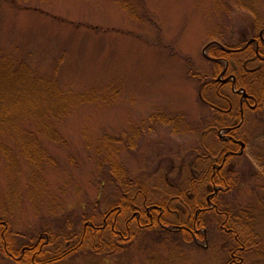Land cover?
<instances>
[{
    "label": "rangeland",
    "instance_id": "rangeland-1",
    "mask_svg": "<svg viewBox=\"0 0 264 264\" xmlns=\"http://www.w3.org/2000/svg\"><path fill=\"white\" fill-rule=\"evenodd\" d=\"M262 31L264 0H0V108L22 132L2 134L11 166L0 153V220L12 247L51 233L57 245L47 250L67 252L106 223L52 264H229L237 243L212 211L197 220L204 239L184 229L218 194L246 217L232 223L247 244L235 259L264 264V65L245 51L217 71L210 55ZM241 89L257 100L243 123ZM210 105L231 108L228 118ZM238 124L246 148L222 165L226 151L240 152L222 129ZM219 177L233 188L220 191ZM117 204L126 209L114 221L106 215ZM148 206L165 207L163 227ZM7 257L0 237V264H18Z\"/></svg>",
    "mask_w": 264,
    "mask_h": 264
},
{
    "label": "trees",
    "instance_id": "trees-1",
    "mask_svg": "<svg viewBox=\"0 0 264 264\" xmlns=\"http://www.w3.org/2000/svg\"><path fill=\"white\" fill-rule=\"evenodd\" d=\"M260 54L261 56H264V43L261 42L260 43ZM242 46L240 47H235L233 48L234 50H238V49H241ZM217 51H221V53L219 54L217 51L213 53V51L210 53V55L212 56V58L215 59V61H213L214 63V66L216 68L217 71H219L221 69V67L224 66L223 64V61L224 60H229V58L234 55L233 53L231 52H227L225 51V49L221 46L217 47V49H215ZM246 52L250 51L254 54H256L255 52V46L252 44L250 45L249 47H247V49L245 50ZM252 74V75H251ZM250 76H254L255 74H257L256 72H253L251 73ZM262 78V77H260ZM264 78V76H263ZM253 82L256 83V80L253 79ZM213 81H210L207 83V87L208 86H212ZM204 86H206V83L204 84ZM203 100V99H202ZM204 103H206L204 100H203ZM207 104V103H206ZM3 112L0 108V153L3 154L6 158H7V162L8 164H10L11 166V158L8 157V154L10 153V150H9V147H7L4 143V138L2 136L3 133H6L7 135L10 134L8 137H13L15 135V137L21 135L22 132H20L18 129V126L15 125V124H9L7 123L6 121H9L8 118L6 117V114L4 116H2ZM3 124V125H2ZM14 134V135H13ZM12 135V136H11ZM25 141H27L25 138H22L20 140H15L16 143H18V145H22V144H25ZM30 158H32L31 155H29ZM34 157V155H33ZM35 158V157H34ZM230 159V158H229ZM109 172L111 173V175H114L115 177L117 178H124L125 177V172L122 171V170H115V169H109ZM220 173H217L218 176ZM216 176V177H218ZM222 176V174H221ZM216 181V184L219 185L221 187V190L220 191H223L225 190L226 192L228 190H231L234 186V182H235V179H227V182H225L224 178L222 177H219V178H216L215 179ZM123 189V188H122ZM224 191V192H225ZM222 193V192H221ZM126 198V197H125ZM218 198V194L215 195V197L213 198V203L216 205V208L213 209V211L211 213H214V215L219 218V221L222 222V227L221 229L224 231L225 230H228L227 234L228 235H234V239H235V242L237 243V249H235V251L232 249V254L235 255V252L238 251L239 249V252L241 251V253H243V251L245 250L244 247L246 248V243L242 242V240L240 239V234L238 232L239 229H237L238 231H236L234 228H233V222H238L240 223L241 225V222L244 223V221L246 220V217H242V216H237V214H234L232 212L231 209H228L229 205H227V210L224 209V206H223V202L221 199H217ZM220 200V201H219ZM199 205L198 207L199 208H206L207 211L205 212H199L197 214H195V226H196V229L198 227H202L201 224L199 223V221H197L199 219V216L202 215V214H205L206 212L209 211V208H210V205H205V206H201ZM164 207V206H163ZM126 208L123 206V204H117L116 206H113L112 209L110 210L109 214L106 215V217H111V216H115V219L116 217H121L125 214V210ZM165 209V207H164ZM159 212H157L158 214ZM194 217H193V221H194ZM224 217V218H223ZM114 219V221H115ZM226 224V225H225ZM245 224H247V222H245ZM115 225V224H113ZM142 225V224H141ZM158 225V224H157ZM224 225V226H223ZM105 228V225L102 227V228H97L95 225L91 226V229H87L85 230L86 231V235L85 237H82L84 240L79 241V243L77 244L76 248L74 247L73 249H71L70 251H67V252H60V250H58L57 252H55L53 255L47 250V245L51 244L52 245H57V243H55V241L53 242V240L55 239V237L52 236V234L50 233V235L48 236V238L46 239L45 237V241L43 242V238H41V240L39 242H37L36 245H27L25 246L24 248L22 249H19V250H16V248H13L12 247V243L10 240H8L7 238V234L9 233V231L11 232V230H8V225L6 222H1L0 220V237H2V244H3V251L4 253L8 256L7 258H9L10 261L12 262H16L18 264H52L53 262H58V261H61L63 260L66 256H68V254H71L72 252L78 250L81 248V245L84 244L85 242V239L86 237L89 236L88 239L92 240V239H96V235L98 234V232H100V234L102 233L101 231L104 230ZM192 231L191 232H188L187 231V234L189 235V238L193 239L192 237L194 235L197 236L198 235H201L202 236V239L205 238V234L203 232H200L197 231V232H194L192 226L190 228ZM111 231L113 233H117L116 229L114 228V230L111 229ZM226 232V231H225ZM127 233V231H126ZM122 236H124V234L122 233ZM65 237V236H63ZM67 238V236H66ZM65 238V239H66ZM98 239L100 240V237H98ZM195 239V237H194ZM199 239L196 237V240ZM68 240V239H66ZM195 240V241H196ZM201 240V238H200ZM123 241V240H121ZM193 242H195L194 240H192ZM83 242V243H82ZM82 243V244H81ZM244 243V244H243ZM50 246V245H49ZM50 246V247H51ZM45 247V248H44ZM108 247H112L111 249L114 250V249H117V247L113 244ZM59 247H55V251L56 249H58ZM246 251V250H245ZM60 252V253H58ZM59 256H54L55 254H57ZM232 258V256H231ZM243 260V258H242ZM241 258L239 257V261H237L236 259H234L231 264H240L242 262Z\"/></svg>",
    "mask_w": 264,
    "mask_h": 264
},
{
    "label": "flooded vegetation",
    "instance_id": "flooded-vegetation-1",
    "mask_svg": "<svg viewBox=\"0 0 264 264\" xmlns=\"http://www.w3.org/2000/svg\"><path fill=\"white\" fill-rule=\"evenodd\" d=\"M261 42L264 43V33L262 35H259L255 39H251V42L246 44L243 48L238 49V50H233V51L231 50L230 52L233 53V54H239V53L245 52L247 47H249L250 45L253 44L255 46V52H256L254 58H252L253 61L254 60H258V61L262 62V64L264 65V56H261V54H260V49H261L260 43ZM246 63H248V62L247 61L244 62V68H246V65H247ZM227 68H228V64H227V67L220 73V75L225 74L224 72H226ZM260 68H261V66H259L257 69L252 70V71L256 72V70H260ZM232 79H233V85L232 86H233V89H234L235 86H236V77L233 76ZM241 91H243L242 99L239 102V108H238L236 114H237L238 118H241V120H242L241 123H243L246 110H254V109H256L255 105L251 106V102H254V104H255V103H257V100H256V98L253 95L246 93L244 91V89H241ZM234 92L238 93L235 89H234ZM239 93H240V91H239ZM210 107L212 109L216 110L219 113L225 112L226 113L225 114V118H228L227 115H229V112H230L231 108L229 110H221L219 107H216L214 105H210ZM233 117H234V115H233ZM229 118H230V116H229ZM239 126H240V124H238L237 126L231 127V128L228 127V128L222 129L223 133H224V136H222L220 138H223V141H225V143H227L229 145H232V146H237V147L240 148V152H237V153L235 151H232V150L226 151L227 153L224 155L225 157L223 158L222 165H224L227 162L228 157H235L237 155L243 154V152H244V150L246 148V145H247L246 142L236 138V134H237L236 131H237V129H239ZM222 165H221V167H222ZM214 197H215V195H213L212 197H208L207 198V205H210L209 211H213V209L216 208V205L213 203V198ZM161 207H163V206H161ZM133 209L135 211L134 212V218L136 220L140 221L141 218H142V215H143V211L140 209L139 206H135ZM162 209L165 210L164 207ZM162 209L160 207H158V206H151V207L148 206V207H146L147 216L152 218V221L157 216L156 220L158 222V225L161 226V227H163V224H162V221H161V218H160V214L162 212L161 211ZM149 210H151V211H153V213H155V217H154L153 214H149ZM205 211H207L206 208H198L196 214L199 213V212H205ZM157 212H159V213L157 214ZM195 220L196 219L194 217V222L192 224V228H193V230L195 232H197V229H196V226H195ZM104 225H105V227L107 226L106 223ZM139 225H140L141 228L142 227L147 228V227L153 226L154 222H151L150 224L149 223L145 224L144 226L141 225V223ZM190 228H191V226L186 227L184 229L186 231L188 230L189 232H191L192 230ZM112 230H114V228H112ZM127 230H129V229H127ZM169 231H172V230H169ZM119 234H120V236H122V233H119ZM193 237H195V235ZM234 259H235L234 254H232V260H231V262L229 264L234 262L233 261Z\"/></svg>",
    "mask_w": 264,
    "mask_h": 264
}]
</instances>
